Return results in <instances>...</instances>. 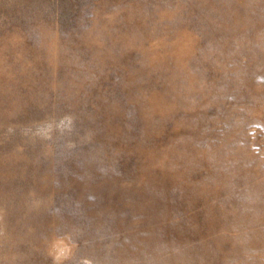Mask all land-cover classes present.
Returning <instances> with one entry per match:
<instances>
[{"label": "rangeland", "instance_id": "1", "mask_svg": "<svg viewBox=\"0 0 264 264\" xmlns=\"http://www.w3.org/2000/svg\"><path fill=\"white\" fill-rule=\"evenodd\" d=\"M0 264H264V0H0Z\"/></svg>", "mask_w": 264, "mask_h": 264}]
</instances>
